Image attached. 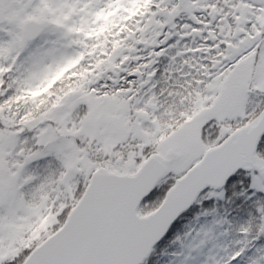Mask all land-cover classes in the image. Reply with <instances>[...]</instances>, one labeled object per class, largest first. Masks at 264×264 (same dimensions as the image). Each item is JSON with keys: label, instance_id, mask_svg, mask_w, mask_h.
Instances as JSON below:
<instances>
[{"label": "snow or ice", "instance_id": "6c2138e0", "mask_svg": "<svg viewBox=\"0 0 264 264\" xmlns=\"http://www.w3.org/2000/svg\"><path fill=\"white\" fill-rule=\"evenodd\" d=\"M0 0V264H264V0Z\"/></svg>", "mask_w": 264, "mask_h": 264}, {"label": "water", "instance_id": "95a60500", "mask_svg": "<svg viewBox=\"0 0 264 264\" xmlns=\"http://www.w3.org/2000/svg\"><path fill=\"white\" fill-rule=\"evenodd\" d=\"M15 4H16V0H9V2H7L4 5L5 13H7V9H8L9 6H15Z\"/></svg>", "mask_w": 264, "mask_h": 264}, {"label": "flooded vegetation", "instance_id": "af4514ba", "mask_svg": "<svg viewBox=\"0 0 264 264\" xmlns=\"http://www.w3.org/2000/svg\"><path fill=\"white\" fill-rule=\"evenodd\" d=\"M20 5H19V3H18V0H16V4H15V6H9L8 7V9H7V13L9 12V11H11V13H12V11H13V9L15 8V7H19ZM6 13V14H7Z\"/></svg>", "mask_w": 264, "mask_h": 264}, {"label": "rangeland", "instance_id": "374dc122", "mask_svg": "<svg viewBox=\"0 0 264 264\" xmlns=\"http://www.w3.org/2000/svg\"><path fill=\"white\" fill-rule=\"evenodd\" d=\"M17 7H15L14 9H13V11H12V14L13 15H15V9H16Z\"/></svg>", "mask_w": 264, "mask_h": 264}]
</instances>
